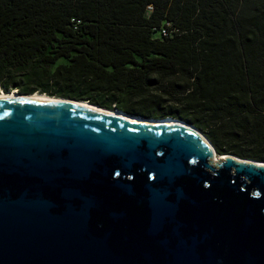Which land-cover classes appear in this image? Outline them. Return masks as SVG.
Listing matches in <instances>:
<instances>
[{
  "label": "water",
  "instance_id": "water-1",
  "mask_svg": "<svg viewBox=\"0 0 264 264\" xmlns=\"http://www.w3.org/2000/svg\"><path fill=\"white\" fill-rule=\"evenodd\" d=\"M16 92L0 97V264H264V161L214 164L180 119Z\"/></svg>",
  "mask_w": 264,
  "mask_h": 264
},
{
  "label": "trees",
  "instance_id": "trees-1",
  "mask_svg": "<svg viewBox=\"0 0 264 264\" xmlns=\"http://www.w3.org/2000/svg\"><path fill=\"white\" fill-rule=\"evenodd\" d=\"M1 90L180 119L264 161V0H0Z\"/></svg>",
  "mask_w": 264,
  "mask_h": 264
},
{
  "label": "bare ground",
  "instance_id": "bare-ground-1",
  "mask_svg": "<svg viewBox=\"0 0 264 264\" xmlns=\"http://www.w3.org/2000/svg\"><path fill=\"white\" fill-rule=\"evenodd\" d=\"M21 96L22 95H20L16 91H12V92H8V93L0 92L1 98H21ZM25 98L42 99V100H62L57 96H52V95H49L46 93H40V92L33 93L32 95L26 96ZM80 104H82V103H80ZM83 104L88 106L87 102L83 103ZM111 114H113L115 116H119L121 118L132 119V117L130 115L126 114L123 111H119L116 109L111 110ZM133 120L142 121V119H136V118H134ZM152 122H154V121H152ZM155 122H157V124H164V123H172V122H174V120H172L171 118H167L165 120H159V121H155ZM223 158H224L223 156L220 157L219 154H216L215 157L213 158L214 164Z\"/></svg>",
  "mask_w": 264,
  "mask_h": 264
},
{
  "label": "built area",
  "instance_id": "built-area-1",
  "mask_svg": "<svg viewBox=\"0 0 264 264\" xmlns=\"http://www.w3.org/2000/svg\"><path fill=\"white\" fill-rule=\"evenodd\" d=\"M153 9L154 8L152 5L148 6L149 12H151ZM155 29L156 32H159L160 36H171L177 31V28L173 26V23L171 21H166V23L162 25L159 29Z\"/></svg>",
  "mask_w": 264,
  "mask_h": 264
},
{
  "label": "rangeland",
  "instance_id": "rangeland-1",
  "mask_svg": "<svg viewBox=\"0 0 264 264\" xmlns=\"http://www.w3.org/2000/svg\"><path fill=\"white\" fill-rule=\"evenodd\" d=\"M1 91H3V90H1ZM1 91H0V92H1ZM13 91H17V90H13ZM11 92H12V91H11Z\"/></svg>",
  "mask_w": 264,
  "mask_h": 264
}]
</instances>
